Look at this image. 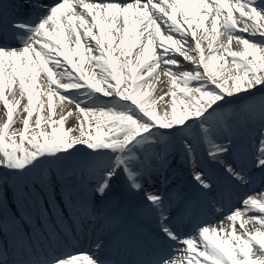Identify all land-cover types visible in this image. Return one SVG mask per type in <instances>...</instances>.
<instances>
[{
	"label": "snow or ice",
	"instance_id": "snow-or-ice-1",
	"mask_svg": "<svg viewBox=\"0 0 264 264\" xmlns=\"http://www.w3.org/2000/svg\"><path fill=\"white\" fill-rule=\"evenodd\" d=\"M181 58L192 70H172ZM162 65L170 88L156 97ZM257 93L264 0H0V264H264V198L227 209L219 223L230 230L201 221L196 236L180 231L203 212H223L257 175L264 183ZM56 97L78 109V135L65 127L72 112L57 117ZM78 146L89 159L63 167ZM185 168L195 197L182 185ZM132 195L143 200L130 214ZM249 211L260 215L243 220ZM142 215L155 221L154 237L134 222ZM253 221L260 227L250 233ZM90 229L105 233L93 252L57 254L53 245ZM129 248H151L153 258L125 259Z\"/></svg>",
	"mask_w": 264,
	"mask_h": 264
},
{
	"label": "bare ground",
	"instance_id": "bare-ground-1",
	"mask_svg": "<svg viewBox=\"0 0 264 264\" xmlns=\"http://www.w3.org/2000/svg\"><path fill=\"white\" fill-rule=\"evenodd\" d=\"M88 2H105V0H88ZM107 2H117V0H107ZM119 2H123V0H119ZM162 27H163V25H162ZM240 27H243V25L241 24ZM202 37H203V31L202 30H198L197 31V38L201 39L202 45H204L206 47V41H204ZM250 38L255 39L254 37H250ZM234 44L237 47H240L236 43H234ZM90 66L91 65L86 63L84 65V69L86 71H90V69H89ZM166 70H167L166 66H163V65L161 66L160 69L157 70L160 73V80H167L168 81V77L163 75V73ZM172 70L174 72L175 71H181V70H192V65L190 64V62H184L183 59L181 58L180 67L179 68L173 67ZM61 82L63 83L64 81H61ZM39 84L41 85V90H43V86L46 84V80H45V75L44 74H41V76L39 78ZM161 86L162 85H161L160 81L156 83V90H159L157 93H156V91L154 92V95L156 97H160V96L164 95L165 92L168 91L167 90V91L163 92L162 89L165 88V87L162 88ZM17 88H18V85H17ZM160 88H161V90H160ZM6 94H9V96L11 98L10 93H6ZM262 95H264V93H257V96H256L255 99L259 100V98ZM17 98H19L18 94H17ZM168 98H170V97L166 96L165 100H167ZM41 99L46 101V96L42 95ZM54 99H55V101L57 103V109H56L57 110V117L59 115H61V114L67 115V113L69 111L73 112V113H79L78 109H76L74 104H70L67 101H65V102H63L61 104L59 102V100H58V97H56ZM250 102H251L250 100L245 99L244 101H242V105H246V104H248ZM24 104H26V102H24V100L21 101V109L23 108ZM226 107L228 109H230L232 107V105H229V106H226ZM45 115H47V105H45ZM5 118H6V110L3 108L2 104H0V122H3L5 120ZM66 120H65V122H66L65 127L66 128H74V125L72 124V121H66ZM17 123L19 124L20 122H17ZM75 134H76V131L72 133V135H75ZM261 192H264V183H262L260 181V179L258 178V175H257V179L255 180L254 184L251 183V185L249 187L235 189V191H234L233 195L231 196V198L226 200L225 205L228 204V208L227 209H229V208H240L241 211L244 212V207L242 205V199L245 196H255L256 198H264V197H261L259 195ZM217 206L219 207V205H217ZM227 209H225V211H223V212H221V211L220 212H216L215 210L203 212L200 216H204V217L203 218L200 217V222L201 221H207L209 224H212V225H214V226H216L218 228L222 227L224 229L230 230L231 223L229 221H227L226 219L224 220V223L222 225L219 223V221L221 219H223L224 216H226L228 214ZM125 210L128 211L130 214L133 213L134 211H136V209H134L133 212H131V211L127 210V209H125ZM249 214H251L253 216L260 215L256 211H249V212H247V213H245L243 215L242 219L247 221L248 219H246L245 216L249 215ZM133 220H135L136 224H138L143 229V231L145 233H147V234H149L148 233L149 229H152V230L155 229V226H156L155 225V221L151 217H148V218L144 219L142 216H139L138 218L133 217ZM252 223H255L256 226H253ZM186 224H187L186 228L184 226V228H185L184 230L186 231L184 233V235H190V236L198 235V233L195 231L196 224H194V223L191 224L188 221H185L184 225H186ZM187 227H190V228H187ZM258 227H260V225L258 223H256L255 221H253V222H251L249 224H246V229L250 233H252V232L255 233V231H256V229ZM237 230H238V234H239V232L242 231V230L239 229V224H237ZM104 235H105V233L101 232L100 230L93 231V230L90 229V230H88L85 233H80V234H77L75 236L69 237L68 240H61L59 244L53 245V247L57 250V254H61V253L66 252V251L77 252V253H79V252L91 253V252L94 251V245H95V242H96L97 238L98 237H103ZM173 247H177V246L175 245L174 242L169 241V242H167L164 245L163 251L166 254H168L169 256H171V255H173V253L171 251V249ZM178 247L183 248L184 246L183 245H179ZM130 249L131 248H129V250ZM149 249L152 250L151 248H149ZM106 251H108V253H109L110 250L109 249H105V252Z\"/></svg>",
	"mask_w": 264,
	"mask_h": 264
},
{
	"label": "rangeland",
	"instance_id": "rangeland-1",
	"mask_svg": "<svg viewBox=\"0 0 264 264\" xmlns=\"http://www.w3.org/2000/svg\"><path fill=\"white\" fill-rule=\"evenodd\" d=\"M232 48L233 50H240V47H237L234 43L232 45ZM90 71H91V66H90ZM161 82V87H165L162 89V91H167L169 90L170 88V84L168 83L167 80H159ZM161 90V88H160ZM16 91V94L19 95V90L18 88L16 87L15 89ZM156 93L159 91V90H155ZM166 101H169L170 103V98H168ZM24 102H26V97L24 99ZM161 107H163V104H161ZM80 117V114L79 113H73L72 112V115L71 116H68L67 117V120L66 121H72V124L74 125V127L77 129L76 131V134L75 135H78V129H79V123H78V119ZM251 123L253 124L254 126V129H259L260 125H259V117L256 116L254 120L251 121ZM66 124V122H65ZM15 127L17 128H21L22 127V123H16L15 124ZM250 131V134H251V137H252V143H256V140H257V132L254 131V130H249ZM241 135H244V131L241 132ZM245 142H247V136H245ZM78 147H81L82 148V151L80 153L77 154L76 157H74L72 160L70 161H67L65 162V164L63 165V167H66V168H77L79 166H81L84 162H86L88 159H89V155H90V150H87L86 148H84V146H78ZM189 169L185 168L182 172H183V175H179L182 177H184V179L182 178V185L183 187H187V189H189L191 191V189L193 188L192 184H190L188 182V177H187V173H188ZM255 183V181L253 182V184ZM249 185V184H248ZM241 186H246V185H241ZM146 187L148 188L149 191H152L153 189H151L150 187H148V185H146ZM161 191H163V186H161ZM143 200V197L141 195H132L130 197L127 198V200L125 201L124 205H125V208L129 209L131 212H133L134 209L137 210L138 208V205L139 203ZM135 212V211H134ZM250 216H253L251 214L249 215H246V219H249ZM142 217L145 219V218H148L149 216L147 215H142ZM253 226H256L255 223H252ZM252 232V231H251ZM253 233V232H252Z\"/></svg>",
	"mask_w": 264,
	"mask_h": 264
}]
</instances>
